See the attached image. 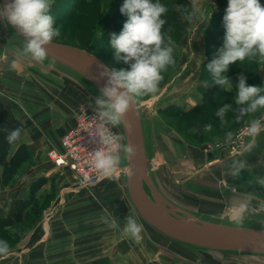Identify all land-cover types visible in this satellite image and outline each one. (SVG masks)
Instances as JSON below:
<instances>
[{
  "label": "rangeland",
  "instance_id": "rangeland-1",
  "mask_svg": "<svg viewBox=\"0 0 264 264\" xmlns=\"http://www.w3.org/2000/svg\"><path fill=\"white\" fill-rule=\"evenodd\" d=\"M169 1L171 0H162L167 4ZM186 1L191 4V8L184 9L183 12L177 3L174 5L173 15L176 13L178 19H181L184 24L174 25L169 34L172 37L171 40L175 41H171V46L181 45V43L182 46L178 48L177 54H173L174 62L163 72V79L159 82L157 91L139 97L140 105H142L140 108L145 117L144 127L150 169L160 190L176 204L221 220L237 223L232 215V208L239 203H247L256 211L264 212V188L262 187L264 184H260L264 183V134L261 138L257 136L251 150L244 153L241 148L252 140V137L247 138L244 144L240 143V134L244 138L249 136L248 121L253 116H262V113L257 112L237 121L236 113L230 110L226 123L222 124L215 116V112L225 103V99L229 98L224 94L222 101L208 103L190 117L179 114L181 110L203 101L204 94L200 89L203 81L200 73L202 63L207 60L206 54V58L202 61L198 54L201 46L199 42H202V46L205 47V29L210 19L207 21L206 16L200 17L198 14L188 19L187 14L192 8L207 11L211 7L213 14L216 11H224L227 5V0H219V2L205 0L202 6L196 5L192 0ZM60 2L68 6L65 7ZM122 2L123 0H53L51 11L60 28V36L54 41L86 48L107 65L117 68L128 67L123 61L117 62L114 59L113 52L108 46L109 33H118L127 18L119 11ZM220 2L224 5L222 6ZM57 3L61 5L57 6ZM1 22L3 23L2 17H0V27L3 29L0 31L2 44L0 48L5 49L6 64L9 65L17 60L13 65L20 68L19 59H16L14 54L17 53L19 57L24 55L22 58L25 62L26 55L22 52L24 44L19 39L12 38L5 23L2 26ZM201 30L203 37L200 35ZM194 39H197L196 48L191 46L195 44ZM28 56L31 57L30 54ZM33 60L36 61L34 58ZM197 63H200V66L195 69ZM198 68H200L198 74L200 81L196 83ZM177 70L183 71L180 76H176V81L168 85L173 73ZM252 70L256 71L259 82L256 83L252 79L247 83L264 82V61L258 59L246 58L244 61L237 62L227 74L235 83V78L239 74ZM207 79L210 81L211 77ZM84 89L82 90L83 97L86 99L84 103L95 110V96L87 88L84 87ZM9 90H4V93L10 95L12 92L11 89ZM231 103L235 109L237 107L235 101ZM78 108L79 106L76 110ZM196 120L200 127L197 125L194 128L192 123ZM158 122H163L170 127L180 141L171 139L159 127ZM208 123L213 125L211 131L204 129V125ZM193 129H199V131H193ZM228 129L233 131V139L230 143H223ZM121 149L122 146L117 166L119 168L123 167ZM156 151H160L163 156L161 161L157 158ZM237 159L245 160L246 164L239 174L234 175L233 162ZM31 161L29 160L20 168L9 184H3L1 180L0 194L17 193L20 189H25L27 182L40 177L34 171L25 170L30 167ZM54 168L56 170L51 173L52 177L50 180L46 177L45 184L36 193L34 202L26 210L23 220L0 231V238L9 242L7 253H0V258L16 262L20 259L22 264H49L47 259L52 260V264H73L76 261L77 264H81V260H84L83 252L90 253L95 243L100 244L105 236L110 234L111 238L117 241L122 239L123 241L119 242L130 246L125 252L127 257L125 264H264V256L252 254H224L219 251H213V254H210L209 251L202 258L196 257L185 246L186 244L166 236L138 214L129 199L120 169H115L94 187L87 188L80 184L72 172L63 168ZM251 168L255 172L252 174L245 172ZM27 176L30 178L26 182ZM255 180L260 182L259 185ZM210 191L218 196H207L208 194L203 193ZM230 192L240 193L248 198L244 201L231 196ZM1 203L4 205L2 201ZM105 209H109L112 213L111 223L103 218ZM128 215L135 216L143 224L139 240L123 232L126 222L124 218ZM45 217L48 223L43 226ZM238 224L264 225V220L251 218L245 212L243 222ZM48 230L56 241L51 244L53 251L36 253L32 249L29 250L36 240L44 237L43 232ZM66 239L70 247L68 252L57 250L55 247L64 244ZM45 246L48 247V244ZM105 264H109L107 260Z\"/></svg>",
  "mask_w": 264,
  "mask_h": 264
},
{
  "label": "clouds",
  "instance_id": "clouds-1",
  "mask_svg": "<svg viewBox=\"0 0 264 264\" xmlns=\"http://www.w3.org/2000/svg\"><path fill=\"white\" fill-rule=\"evenodd\" d=\"M52 4L53 0H0V17L5 18L25 38L22 52L30 54L36 61L47 58L46 45L60 36V28L51 11ZM119 11L127 18L118 33H109L108 46L114 59L123 61L128 67L104 65L105 70L100 75L106 76L107 80L94 101L99 147L92 155L95 168L104 175H110L120 161V144L112 133V126L122 120L138 97L157 91L163 72L174 62L171 37L166 42L165 32L162 31L166 24L164 14L168 12L162 0H123ZM212 11V7L207 11L192 8L187 18L192 19L198 14L206 16L208 21ZM222 21L223 42L205 65L211 80L205 79L203 84L205 88L219 85L226 92L235 89L237 107L233 109L232 103L225 102L216 109L215 116L222 124L226 123L230 110L236 113L237 121L257 112L262 113V116H253L248 121L247 134L252 140L241 148L244 152L251 150L255 138L264 131V82L249 84L247 76L239 74L234 83L227 73L232 62L246 58L264 61V4L261 0H227ZM212 127L211 123L204 125L206 131H211ZM5 131L9 143L16 142L22 134L20 126ZM232 139L233 131L226 130L223 143H230ZM245 164L243 159L235 160L233 174H239ZM247 207V203L233 206L232 215L237 223L243 222ZM104 211L103 218L111 223V211ZM124 219V234L139 240L143 224L135 216L128 215ZM8 249L9 242L0 238V253H7Z\"/></svg>",
  "mask_w": 264,
  "mask_h": 264
},
{
  "label": "water",
  "instance_id": "water-1",
  "mask_svg": "<svg viewBox=\"0 0 264 264\" xmlns=\"http://www.w3.org/2000/svg\"><path fill=\"white\" fill-rule=\"evenodd\" d=\"M4 21L12 38L25 44V38L5 18ZM46 49L48 55L43 62L69 74L96 97L107 80L106 76L100 75L105 70L104 65H107L102 59L85 48L54 40L46 45ZM15 58L18 59V55ZM141 106L137 98L122 120L115 124L122 141L123 167L119 169L129 199L138 214L166 236L193 248L264 256L263 224H238L221 220L184 208L163 194L150 169L145 117ZM158 125L171 139L180 141L178 135L165 123L158 122ZM156 156L160 161L158 152ZM206 194L218 196L211 192ZM230 194L244 201L248 198L236 192ZM246 212L252 218L264 220V212L256 211L250 205Z\"/></svg>",
  "mask_w": 264,
  "mask_h": 264
},
{
  "label": "crops",
  "instance_id": "crops-1",
  "mask_svg": "<svg viewBox=\"0 0 264 264\" xmlns=\"http://www.w3.org/2000/svg\"><path fill=\"white\" fill-rule=\"evenodd\" d=\"M192 1L196 5L199 4L202 6L205 0ZM261 3L263 4L264 0H261ZM3 23H5L4 18ZM3 23L1 22L2 26ZM6 29L8 30L7 25ZM2 30V27H0V31ZM201 32L202 30L200 31V35L203 37V33ZM9 35H11L10 32ZM193 41L195 44L191 46L196 48L197 39H194ZM199 43L201 46L199 47L200 52L198 56H200L202 61L206 58L205 47L202 46V42ZM0 45L2 44L0 43ZM181 46L182 43L181 45L173 44V54H177L179 52L178 48ZM1 50L2 48H0V51ZM16 55L18 54H14V57ZM25 55V62L22 58L24 55L20 57L18 56L20 68H17L13 65V62H11L9 65L6 64L4 59L5 49L0 52V98L4 103L5 116L18 118L24 124V130L21 134L20 142L29 145L34 151V156L30 167L25 170L34 171V173L38 174L40 177H48V180H50L52 177L51 173L56 169L54 168L52 162L48 159V150L51 147L59 145V141L63 133L73 124V117L76 108L84 104L86 100L83 97L84 93L82 91L85 89L76 79L64 71L54 67L49 63H43V61H34L32 57L28 56L29 54ZM199 66L200 63H197L195 69H197ZM199 70L200 68H198L196 73V83L200 81L198 79ZM182 71L183 70L175 71L172 75V78L168 82V85L176 81V76H180ZM9 89H11L12 95H6L4 93V90L10 91ZM263 134L264 131H262V133H260L258 136L261 138V135ZM16 146L17 144L11 147L9 156L15 150ZM157 152L160 154V151H156V153ZM160 156L162 160L163 156L161 154ZM1 169L2 166L0 164V172ZM251 170L255 172L254 169L251 168ZM29 178L30 177L27 176L26 182L29 180ZM31 182L32 180H30L29 183L27 182L25 189H20V191L17 193L12 194V192H8V194H0V204L2 205L1 201L4 203V205H0V218L14 217V202L18 198L24 199L28 193ZM0 185H2L1 178ZM47 220L48 219L45 217L43 222L44 224H42L43 226L47 225ZM42 235H44V237L36 240L33 246H30L29 250L32 249L36 251V253H41L44 251L46 252L47 250L53 251L54 248L51 244L56 241H54L53 237H51V231H44ZM110 236V234L105 236V238L101 241L102 244L101 242L100 244L95 243L91 247L92 249L90 253L83 252L84 260H81V264H92L93 262L98 261L100 264H104V259L107 260V263L109 264H125V261L127 260L125 252L129 250L130 246L124 242H119L123 241L122 239L117 241ZM67 240L68 239H66L64 244L59 245L60 247L56 246L55 248L60 251L64 250L65 252H68L70 247L68 246ZM46 244H48V247L45 246ZM185 246L189 248L191 253L199 258L204 257L209 251L210 254H213V251L211 250L193 248L189 245ZM51 261L52 260L48 261L47 259L49 264H52ZM12 262L15 264H22V260L20 259H18L16 262L7 260V258H0V264H11ZM73 264H77V261Z\"/></svg>",
  "mask_w": 264,
  "mask_h": 264
},
{
  "label": "trees",
  "instance_id": "trees-1",
  "mask_svg": "<svg viewBox=\"0 0 264 264\" xmlns=\"http://www.w3.org/2000/svg\"><path fill=\"white\" fill-rule=\"evenodd\" d=\"M60 3H57V6H60L61 4H63V2L61 4ZM176 3L179 5V8L180 10H182V12L184 9L188 10L191 8V4L188 3L186 0H171L169 1L168 4L165 3L168 7V12L164 14L166 17V24L164 25L162 31L165 32L166 37L167 36L171 37L169 34L172 30V27H174V25L179 26V25L184 24V22H182L181 19L180 20L178 19V17L176 16V13L173 15V12H175L174 5ZM220 4L222 6L224 5L222 2H220ZM63 5L65 7L68 6V4L66 3ZM223 14H224L223 10L214 12L211 15L209 24L207 25L205 29V39H206L205 54H206L207 60L202 63V67H201L200 78L202 79V81L210 77L205 68V65L211 60L213 53H215L216 49L223 42V37H224V27H223V21H222ZM237 62H232L229 65V69ZM243 74L247 76L248 78L247 81L249 80L251 81L253 79L255 80L256 83L259 82L258 75L255 70L244 71ZM237 78L238 77H236L235 80H237ZM200 89L204 94L203 101L193 106H190L188 109L181 110L179 114H182V116L190 117L193 114H195L197 111L202 110L208 103L218 102L220 100L222 101L223 98L225 97L224 94L227 95V97H229L225 99V102L231 103L235 101V90L226 92L222 90L219 85H215V84L209 85L206 88L204 84H201ZM4 111H5L4 103L0 98V164L2 166L1 180L3 184L7 185L10 182H12V180L17 175L20 168L24 164H26L29 160L30 161L32 160L34 156V151L31 149L29 145L20 142V138L14 143H9L6 140L5 137H6L7 132L5 130H10L12 128L20 126L23 132L24 124L18 118L6 117ZM192 125L194 128L197 125L200 127L198 120L193 122ZM15 144H17V146L15 150L12 152V154L9 156L10 149ZM245 172L249 174L253 173L252 170L245 171ZM45 182H46V177H38L37 179L31 182L28 193L26 194L24 199L18 198L14 202V206H15L14 217H9V218L1 217L0 218V231L14 224H18L23 220L26 210L32 205V203L34 202L36 193L45 184ZM259 183L258 181H256L257 185H259ZM260 184H264V183H260ZM262 187L264 188V185H262ZM0 211H1V208H0ZM257 256H261V255H257ZM105 261L106 260L104 259L103 260L104 264H105ZM96 264H100V262L98 261Z\"/></svg>",
  "mask_w": 264,
  "mask_h": 264
},
{
  "label": "built area",
  "instance_id": "built-area-1",
  "mask_svg": "<svg viewBox=\"0 0 264 264\" xmlns=\"http://www.w3.org/2000/svg\"><path fill=\"white\" fill-rule=\"evenodd\" d=\"M73 118V124L63 133L59 145L48 150V158L54 167L70 170L82 186L91 188L107 176L95 168L92 155L99 147L96 138L97 117L95 110L84 103L75 111ZM111 130L120 144L121 135L118 129L113 125ZM240 136L241 144L250 137L244 138L242 134ZM115 169L119 170V167Z\"/></svg>",
  "mask_w": 264,
  "mask_h": 264
},
{
  "label": "bare ground",
  "instance_id": "bare-ground-1",
  "mask_svg": "<svg viewBox=\"0 0 264 264\" xmlns=\"http://www.w3.org/2000/svg\"><path fill=\"white\" fill-rule=\"evenodd\" d=\"M120 148H121V140H120ZM164 194V193H163ZM165 195V194H164ZM166 196V195H165ZM247 213V215L249 216V217H251V215H249V213L248 212H246ZM252 218V217H251Z\"/></svg>",
  "mask_w": 264,
  "mask_h": 264
},
{
  "label": "flooded vegetation",
  "instance_id": "flooded-vegetation-1",
  "mask_svg": "<svg viewBox=\"0 0 264 264\" xmlns=\"http://www.w3.org/2000/svg\"><path fill=\"white\" fill-rule=\"evenodd\" d=\"M19 56V55H18ZM211 192V191H210ZM203 193H206V192H203ZM211 194H215V193H213V192H211ZM207 196H210V195H207Z\"/></svg>",
  "mask_w": 264,
  "mask_h": 264
}]
</instances>
